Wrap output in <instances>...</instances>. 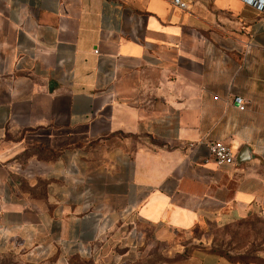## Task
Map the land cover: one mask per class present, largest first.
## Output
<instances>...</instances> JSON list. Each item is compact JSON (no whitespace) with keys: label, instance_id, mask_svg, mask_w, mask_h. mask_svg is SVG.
I'll return each instance as SVG.
<instances>
[{"label":"crops","instance_id":"1","mask_svg":"<svg viewBox=\"0 0 264 264\" xmlns=\"http://www.w3.org/2000/svg\"><path fill=\"white\" fill-rule=\"evenodd\" d=\"M183 1L0 0V264H139L264 217V11Z\"/></svg>","mask_w":264,"mask_h":264},{"label":"rangeland","instance_id":"2","mask_svg":"<svg viewBox=\"0 0 264 264\" xmlns=\"http://www.w3.org/2000/svg\"><path fill=\"white\" fill-rule=\"evenodd\" d=\"M33 153L43 157L51 156L39 149L30 152L31 155ZM196 245L203 246V249L198 248L201 250L214 249L235 260L237 264H264V217L237 221L213 231L198 229L190 240L182 237L175 244L167 246L164 251L155 250L150 258L139 264L176 262L172 260L191 254L196 250Z\"/></svg>","mask_w":264,"mask_h":264},{"label":"built area","instance_id":"3","mask_svg":"<svg viewBox=\"0 0 264 264\" xmlns=\"http://www.w3.org/2000/svg\"><path fill=\"white\" fill-rule=\"evenodd\" d=\"M251 6L255 7L257 10L264 11V0H243ZM171 5L174 8H178L182 11H188L190 9V4L183 0H170ZM233 103L238 106V109L243 112L247 109V102L242 96H234L232 98ZM204 142H200L199 145H203ZM191 147H195L194 144ZM210 156L218 165H234L235 164V153L233 149L227 144L221 141H214L207 144ZM83 254L87 257L93 255L92 250H85Z\"/></svg>","mask_w":264,"mask_h":264},{"label":"trees","instance_id":"4","mask_svg":"<svg viewBox=\"0 0 264 264\" xmlns=\"http://www.w3.org/2000/svg\"><path fill=\"white\" fill-rule=\"evenodd\" d=\"M32 151V150H31ZM30 151V152H31ZM30 152H28V155H31L30 154ZM34 154V153H33ZM50 157H56L57 155L55 154V153H50ZM194 248H196V249H198V248H201V249H203L204 247L203 246H199V245H196V246H194ZM211 253H214V254H218V255H220V256H225L224 254H222V253H219L218 251H216V250H214V249H210L209 250ZM190 256V254H187V255H182L181 257H179L178 259H175V260H172V261H179V260H184V259H186V258H188ZM225 258H227L229 261H231V262H233V263H236L235 262V260H232L230 257H228V256H225ZM168 262H170V261H168ZM237 264V263H236ZM244 264V263H243Z\"/></svg>","mask_w":264,"mask_h":264}]
</instances>
